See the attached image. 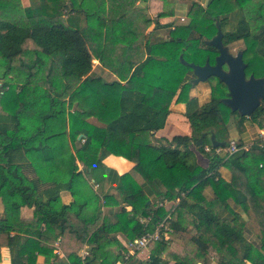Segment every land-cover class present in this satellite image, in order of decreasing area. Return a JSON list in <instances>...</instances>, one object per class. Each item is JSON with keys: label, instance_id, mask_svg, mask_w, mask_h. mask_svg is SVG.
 Wrapping results in <instances>:
<instances>
[{"label": "trees", "instance_id": "1", "mask_svg": "<svg viewBox=\"0 0 264 264\" xmlns=\"http://www.w3.org/2000/svg\"><path fill=\"white\" fill-rule=\"evenodd\" d=\"M250 1L234 0L235 7L226 0L193 4L189 24L157 22L173 27L169 37L144 44L134 32L128 43L119 32L109 34L112 10L101 19L90 0H32L24 11L27 19L37 18L33 24L0 18V250L9 251V264H35L38 255L52 258L51 264H205L207 256L215 255L218 264H264V147L254 144L231 155L204 150L211 132L225 142L221 148L228 146L226 110L240 135L246 122L264 127V98L250 117L231 112L218 95L198 104L188 99L192 85L184 69L192 70L179 59L213 64L217 51L203 41L216 34V22L223 32L235 13L236 25L223 32L222 42L242 41L246 77L264 76V1L254 6ZM171 15L163 11L157 16ZM118 40L127 44L116 47ZM86 43L118 80L88 75ZM6 87L16 90L12 111L4 105ZM177 90L176 102L185 104L191 136L155 138ZM76 99L79 105L73 109ZM220 105L226 107L222 113ZM89 116L105 128L89 125ZM180 121L188 128L184 118ZM202 133L206 136L197 148L210 159L206 168L189 148ZM79 135L84 142L72 148ZM242 145L239 140L237 146ZM105 153L134 164L119 177L115 193L95 191L78 166L88 170L95 184L102 183ZM220 167L228 170L229 179L221 176ZM63 191L71 195L67 204L61 200ZM176 200L168 209L159 205ZM22 208L32 209V217H22ZM160 222L168 230L161 229L148 258L125 260L120 239L132 242L153 233ZM188 227L191 236L185 239L180 233ZM174 237L184 245L170 252Z\"/></svg>", "mask_w": 264, "mask_h": 264}, {"label": "crops", "instance_id": "2", "mask_svg": "<svg viewBox=\"0 0 264 264\" xmlns=\"http://www.w3.org/2000/svg\"><path fill=\"white\" fill-rule=\"evenodd\" d=\"M168 3L173 4L174 6L176 5L175 9L176 11L178 9H185L186 12L190 9L189 7L187 8V5L185 4L186 2L190 1V0H167ZM199 4H208V2L210 0H198ZM91 8H96L98 7V10L96 12H98L99 18H107L109 16V12L110 10H112L111 12V16L113 18V23L114 25L112 26H108L110 27L109 30V34L113 33V35L118 36V34L116 32L121 33V35L126 36V38H124L125 41H128L131 39H133L134 34H136V38L139 41L140 39L142 40L143 44L146 42V40H149V33L155 35V37L152 39H150V42H157L159 40H161L164 36H165V30H167L166 28H162L159 25H157V22L159 24H162L161 22L158 21L159 18L157 19H153L154 17H156L161 11H162V1L161 0H90ZM204 6V5H203ZM174 9V7H172ZM167 10V13L172 14L171 16H165V17H160L161 19H164L165 21L167 19L176 17L177 14L175 12V10ZM158 13V14H157ZM142 14V15H141ZM148 18L151 22L147 25L145 18ZM155 20V21H154ZM157 20V22H156ZM106 24L109 21H105ZM118 22L120 23V25L118 24ZM164 25V24H162ZM106 25H103V29L102 32L105 35L106 32ZM107 27V28H108ZM112 27V28H111ZM112 29V30H111ZM169 30V29H168ZM134 32V34H133ZM133 34V36H132ZM142 34V36H141ZM148 35V37H144ZM120 36V38H123ZM119 41V40H118ZM125 41L121 42H115L116 47H123L124 43H126ZM99 43L100 45V41H97V44ZM117 43V44H116ZM126 43V44H127ZM94 44V43H92ZM96 45H94V48H96ZM104 44V42H103ZM112 45V44H111ZM85 50L89 53L90 59H91V65L92 68L91 70H89L88 75L91 77H98L103 79L106 82H112L114 80H118L117 75L113 72L110 71L109 69L105 68L102 63L100 62L99 58L95 57L92 52H91V48L89 47L88 43L85 44L84 46ZM115 55L112 54V56L110 57L111 59H114ZM94 69V70H92ZM97 69V72L95 71ZM179 92V90H178ZM77 102L73 103L72 108L75 109L76 106L79 105L78 103V99H76ZM81 101V100H80ZM82 102V101H81ZM82 106V105H81ZM84 108V110H87V105L84 104V106H82ZM184 109H185V104L184 103H177L176 99L173 101L172 105L169 106V110L170 113L167 116L165 125L162 129L156 131L154 133L155 138H165L167 140H171L174 136L180 135V136H191V128H190V124L189 121L187 120V118L183 115L184 113ZM179 117V118H177ZM180 117L184 118L187 121L188 124V128L187 126L185 127H181V121H180ZM85 122H87L89 125L98 128V129H103L105 128V124L100 122L96 117L94 116H89L85 119ZM181 131V132H179ZM77 141H79L78 137L76 139ZM243 143H247V140L243 141ZM73 148V146H72ZM190 150L194 153L195 158H196V162L201 166V167H208L209 163H210V159L205 157L198 149H196L194 147L193 144H191L189 146ZM101 162L102 165L104 166L105 170L103 173V181L102 183L99 184H95L94 180L88 175V170L85 168H82L81 164L78 163L79 169L82 171L85 179L91 183L92 188L96 191V190H102L105 191L107 189H111L113 193H115V188H113L114 186H117L118 184V180L119 177L125 173H129L131 172L134 164L123 158L120 156H115L112 155L110 153H105L102 157H101ZM219 172L221 174V176L225 179H229V172L227 169H225L224 167H220ZM61 200L63 203L67 204L71 201V195L69 192L63 191L61 192ZM171 202L167 204L166 208H170L171 207ZM23 209V208H22ZM30 210V216H23L24 218L28 219L32 217V209L30 208H26V211ZM2 213V212H1ZM1 215V214H0ZM23 215V214H22ZM249 240H253L252 236H248ZM120 239V238H119ZM121 242H124V240L120 239ZM3 249V263L2 264H9V251L5 248ZM57 249L54 251V253H57ZM84 251V250H82ZM58 254V253H57ZM148 254L143 253L141 256L143 257L141 260H144L145 258H147ZM140 256V257H141ZM53 262L52 258H47L45 256L42 255H38L36 258V262L35 264H51ZM119 262H117L116 264H118Z\"/></svg>", "mask_w": 264, "mask_h": 264}, {"label": "rangeland", "instance_id": "3", "mask_svg": "<svg viewBox=\"0 0 264 264\" xmlns=\"http://www.w3.org/2000/svg\"><path fill=\"white\" fill-rule=\"evenodd\" d=\"M31 1L32 0H0V18L5 19V20H11V21L20 23L21 25L35 23L37 18L27 19V17H25L24 8L29 6L31 4ZM161 1H162V11L161 12H163V11L167 12V10H172L173 9L172 7H174L173 11L175 9H177L176 5L174 6L173 4L168 3L167 0L166 1L161 0ZM258 1L263 2L264 0H251L250 3L254 6V4H256ZM197 2H199V1L198 0H190V1L185 3L187 5V8L188 7L190 8L187 12H186V10H187L186 8H185L186 10L185 9H178L177 11L175 10V12L177 14L176 17L167 19L166 21L164 19L160 20V18H159L158 21L161 22L162 24L170 23L174 27L187 25L193 19L192 18L193 13L195 14V11H194L195 6H193V4H199ZM226 2L228 4H232L231 6H233V7L236 6L234 0H226ZM199 5L202 7L206 6L205 4H203L204 6L202 4H199ZM236 17H237V14H235V13L230 15L228 25L224 27L223 32L234 28V26L236 25ZM157 18H158V16L154 17L153 19H157ZM198 18H199V16H198ZM156 22H157V20H156ZM166 29L167 30H165L166 31L165 36L162 39L169 37L170 30L173 29V27L166 28ZM144 37L147 38L148 35H146ZM154 37H155V35L149 33V40L150 39L153 40ZM142 44H143V42H142ZM196 47H197V50L200 52V54L204 53V48L201 45L197 44ZM244 48H245V44L242 41H237V42L228 46L229 52L232 55H235L239 50H243ZM27 49H28L27 55H31V46H28ZM196 57H198V56H196ZM253 57L255 58V61H257L256 56H253ZM187 58H191V57L188 56ZM179 59H180V57H179ZM188 63H192V62H188ZM92 65L89 67V70H91ZM92 70H94V69H92ZM95 71L97 72V69ZM188 71H189L188 69H184V72L188 73L187 79H189V81H190L192 78V74L189 73ZM42 73H44V70L42 71ZM249 73H250V71H249ZM255 74H256V76H259L260 70L255 69ZM0 84H1V81H0ZM3 91H4V97H5L4 98V105L9 111H12L14 107L11 105V103H12L11 99L14 98L16 90H15V88L6 87ZM178 93L179 92L177 90V92L175 93V96L173 97L169 106H171L173 101L177 98ZM226 94H227V89L224 85L219 84L218 81L216 80V78H209L205 82H201V83L196 84L195 86H191L189 89V92H188V99L195 98L197 100L198 104H203L204 102L208 101L211 96L214 97L215 95H218L219 97L225 98ZM185 109H184V111H185ZM220 109H221V113H222L224 111V109H226V107L224 105H220ZM228 112L226 110L224 114L222 113V115H224L223 117L226 121L225 138H226V141L228 142V145L231 141L237 143L239 140H243V141L247 140V144H250V142L251 143L255 142V143L260 144V142H257V140H259V138L264 135V127H259L256 124L246 122L245 127H244L245 129L242 132V134L240 135L237 133V131L235 129L234 116L229 114ZM81 140H82L81 138L79 139V141L75 140L73 147L74 148L79 147L80 144L83 143ZM193 145L196 149H198L197 146H199V145H197L196 143L195 144L193 143ZM210 147H211V145L209 146L207 144L204 146V150L207 152H211ZM223 149L226 151L228 148L225 147ZM224 150L222 151L223 153H224ZM81 166H82V164H81ZM82 168H84V167L82 166ZM206 192H209V191L207 190ZM101 193H102V191L99 192V195H101ZM154 206H155V204H154ZM1 212H3V205L0 201V214H2ZM21 216L22 217L23 216H30V210L26 211V208H23L21 210ZM190 230H191V227H188L186 229V231L181 232L180 235L182 237H184L185 239H188L191 236ZM164 236H165V238H168V237L170 238V234H168L167 232L164 234ZM173 240H174L175 245H172V247L169 249V250H173L170 252L179 251L182 248V246L184 245L183 240L176 238V237H174ZM151 244H149L148 247L143 250V252L145 254L149 255V252H150L149 247L151 246ZM56 246H58L57 243L55 244V247ZM190 249H192L191 246H190ZM0 252H1L0 264H2L3 263L2 256L4 253L3 249H1ZM85 252L87 253V248L84 249V251H81V255L82 254L84 255ZM57 253L60 254L59 250L57 251ZM137 257L139 259L143 258L142 256L140 257L139 254L137 255ZM206 260L207 261L205 264H218V259L216 258V255L215 256H207ZM198 264H200V263H198ZM246 264H249V263H246Z\"/></svg>", "mask_w": 264, "mask_h": 264}, {"label": "water", "instance_id": "4", "mask_svg": "<svg viewBox=\"0 0 264 264\" xmlns=\"http://www.w3.org/2000/svg\"><path fill=\"white\" fill-rule=\"evenodd\" d=\"M216 24V34L203 43L214 48L217 51L214 65L208 60L204 65H197L185 62L181 57L183 64L188 65L194 76L189 82L192 86L205 82L210 77L217 78L227 89V97L222 98L221 102L227 106L231 112H237L239 116L250 117L253 112L260 106L264 98V76L254 77L249 75L246 77V63L242 58V50L235 55L229 52L228 46L222 42L223 32L218 22ZM226 66V70L223 69ZM206 133H202L196 141L197 145H201ZM82 135L78 136L80 139ZM210 145L213 148L224 147L225 142L219 141L215 134H209Z\"/></svg>", "mask_w": 264, "mask_h": 264}, {"label": "built area", "instance_id": "5", "mask_svg": "<svg viewBox=\"0 0 264 264\" xmlns=\"http://www.w3.org/2000/svg\"><path fill=\"white\" fill-rule=\"evenodd\" d=\"M82 142H84V139L81 140ZM257 142H260L259 143H255V142H250V144H247V143H243L244 145H242L240 148L237 146V143L235 142H230L229 145L226 147L228 148L226 151L219 147V148H214L215 150V153L217 154H224V153H228V155H231L241 149L243 150H248L252 145L256 144L258 145L259 147H264V135L261 136L259 138V140H257ZM248 146V147H247ZM212 148V147H210ZM224 150V153L222 152ZM262 165H260L261 167ZM170 203V202H167V201H164L162 204H159L160 206H164L166 208L167 204ZM173 204H171V207L176 205L177 204V200L176 201H173L171 202ZM141 222H143L142 219H140ZM164 228L163 227V223L160 222L156 225V228H155V231L153 233H147L145 234L143 237L141 238H137V239H134L132 242H123L126 250H127V253L125 254L124 256V259L127 260L130 256H136L139 254L140 256L144 253L143 250L146 249L148 247L149 244L153 243L154 241H157L160 237V232H161V229ZM165 230H168L166 228H164ZM166 233V232H165ZM164 233V234H165ZM87 253L85 252L83 256H85ZM147 256V255H146ZM148 258V256H147ZM147 258H145L144 260H146ZM118 264H125L123 262H119Z\"/></svg>", "mask_w": 264, "mask_h": 264}, {"label": "flooded vegetation", "instance_id": "6", "mask_svg": "<svg viewBox=\"0 0 264 264\" xmlns=\"http://www.w3.org/2000/svg\"><path fill=\"white\" fill-rule=\"evenodd\" d=\"M206 60H208V59H206ZM208 62H209V60H208ZM214 63H215V57H214ZM214 63H213V64H211V65H214ZM223 69H225V70H226V69H227V68H226V66H223ZM191 74H192V73H191ZM193 78H194V76L192 75V78H191V79H193Z\"/></svg>", "mask_w": 264, "mask_h": 264}]
</instances>
